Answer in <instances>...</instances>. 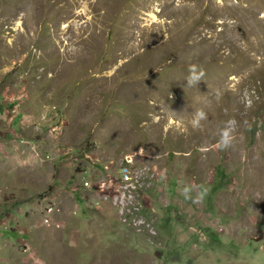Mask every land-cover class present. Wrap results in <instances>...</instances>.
Segmentation results:
<instances>
[{
  "label": "rangeland",
  "instance_id": "obj_1",
  "mask_svg": "<svg viewBox=\"0 0 264 264\" xmlns=\"http://www.w3.org/2000/svg\"><path fill=\"white\" fill-rule=\"evenodd\" d=\"M119 163L140 225L74 189ZM1 189L0 264H264V0H0Z\"/></svg>",
  "mask_w": 264,
  "mask_h": 264
},
{
  "label": "built area",
  "instance_id": "obj_2",
  "mask_svg": "<svg viewBox=\"0 0 264 264\" xmlns=\"http://www.w3.org/2000/svg\"><path fill=\"white\" fill-rule=\"evenodd\" d=\"M143 171L142 168H131L126 164L119 163L114 167L113 173L99 175L94 186L88 175L89 171L86 168L80 169L76 173L78 181L74 189H81L87 193L92 190L96 191L99 196L98 199L108 200L123 221L130 219L133 224L140 225L143 222V217L137 215L141 207L138 194L139 189L144 185V179L147 177ZM84 196V194L80 196L83 201ZM58 212L59 207L54 202L50 205V213L44 214V217L41 218L42 222L57 223L59 219L55 214ZM149 231L154 233L155 230L153 227H149Z\"/></svg>",
  "mask_w": 264,
  "mask_h": 264
},
{
  "label": "clouds",
  "instance_id": "obj_3",
  "mask_svg": "<svg viewBox=\"0 0 264 264\" xmlns=\"http://www.w3.org/2000/svg\"><path fill=\"white\" fill-rule=\"evenodd\" d=\"M203 76V68L197 64H188L187 65V75L185 76V82L189 85L196 84L197 81ZM205 117V112L202 109H196L194 116L192 118V125L194 127L199 126V121ZM234 120L228 121V127L221 128L219 130V136L217 140V147L224 148L228 146L231 142V129L234 127ZM194 187L192 185L185 184L183 187L180 188L181 195L188 199L190 197V190ZM206 189H200L194 196H191L193 200L202 198ZM79 196V194H78Z\"/></svg>",
  "mask_w": 264,
  "mask_h": 264
},
{
  "label": "crops",
  "instance_id": "obj_4",
  "mask_svg": "<svg viewBox=\"0 0 264 264\" xmlns=\"http://www.w3.org/2000/svg\"><path fill=\"white\" fill-rule=\"evenodd\" d=\"M1 190H2V189H1ZM3 192H4V190L0 191V194L3 193ZM75 195H76V194H75ZM77 195H78V194H77ZM74 197H75V196H74ZM7 200H8V199H7ZM1 203H2V199H1V196H0V209L3 207ZM10 210H11V209H8L7 211H10ZM2 212H3V211L0 210V226H1V223H3V222H2V220H3L2 217H3V214H4V213H2ZM7 220L9 221V220H11V218H8ZM13 228H14V227H13ZM17 230H18V231H22L23 229L17 227ZM1 234H2V229L0 228V235H1ZM0 248H2V243H1V242H0ZM0 252H1V249H0ZM0 258H2V255H0ZM4 259H5V258H4ZM0 261H1V259H0Z\"/></svg>",
  "mask_w": 264,
  "mask_h": 264
},
{
  "label": "bare ground",
  "instance_id": "obj_5",
  "mask_svg": "<svg viewBox=\"0 0 264 264\" xmlns=\"http://www.w3.org/2000/svg\"><path fill=\"white\" fill-rule=\"evenodd\" d=\"M45 210H46L47 212H50V205L46 206V207H45Z\"/></svg>",
  "mask_w": 264,
  "mask_h": 264
},
{
  "label": "trees",
  "instance_id": "obj_6",
  "mask_svg": "<svg viewBox=\"0 0 264 264\" xmlns=\"http://www.w3.org/2000/svg\"><path fill=\"white\" fill-rule=\"evenodd\" d=\"M78 196V195H77ZM78 200H80V197H76Z\"/></svg>",
  "mask_w": 264,
  "mask_h": 264
}]
</instances>
